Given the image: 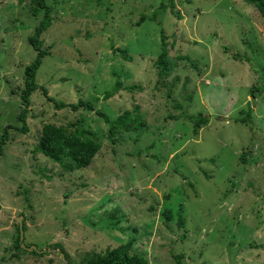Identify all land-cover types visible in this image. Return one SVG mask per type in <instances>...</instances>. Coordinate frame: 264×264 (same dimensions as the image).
<instances>
[{
  "label": "rangeland",
  "instance_id": "374dc122",
  "mask_svg": "<svg viewBox=\"0 0 264 264\" xmlns=\"http://www.w3.org/2000/svg\"><path fill=\"white\" fill-rule=\"evenodd\" d=\"M160 2L47 0L53 21L42 37L51 54L37 81L57 100H93L112 120L138 106L139 122L113 142L95 111L57 109L32 94L29 131L11 128L0 154V264H83L87 252L129 239L149 264H264V87L256 88L264 16L246 0H165L160 24L138 25ZM32 4L0 0V136L21 125L24 68L36 56L28 36L44 15ZM162 30L172 62L165 79L156 65ZM117 79L123 89L102 97ZM242 109L250 125L236 121ZM200 112L209 121L197 134L185 116L173 118ZM79 120L101 144L89 166L66 171L35 152L45 124L74 131ZM20 215L24 243L44 254L18 247Z\"/></svg>",
  "mask_w": 264,
  "mask_h": 264
},
{
  "label": "trees",
  "instance_id": "16d2710c",
  "mask_svg": "<svg viewBox=\"0 0 264 264\" xmlns=\"http://www.w3.org/2000/svg\"><path fill=\"white\" fill-rule=\"evenodd\" d=\"M248 3L253 4L264 16V0H246ZM32 14L38 15L42 10H44V15L40 22L36 25L33 33L28 36V42L36 51V56L34 60L27 64L24 68V87L21 90V101L23 108L19 112L17 118L21 122V125L12 126L7 125L0 136V154L4 152V146L11 139L10 129L14 128L19 132L27 133L29 131L28 125V115L30 112V107L32 106V94L40 90L45 97L54 102L57 109L70 108L72 111L77 112L79 110H89L95 111L96 114L105 119V121L110 124L109 135L112 141L116 142L114 139L115 135L120 132V130H130L131 128H137L138 118H139V108L135 106L132 110H126L120 114L115 120H112L106 111L103 109H96L94 101L90 99L80 98L77 102H65L62 100H57L55 97L49 94V89L37 81V72L40 69L43 59L51 54L48 47L44 46L43 34L51 26L53 18L51 12L53 6L47 3V0H32ZM170 6L172 12L174 11L173 2L170 1ZM167 8V3L165 0H161L159 8L154 10L152 15L148 17L142 14L137 24L141 25L145 20L151 19L158 24L159 9L165 10ZM161 41L162 50L157 57L156 65L158 68V74L160 78L165 79L169 76L172 70V62L169 59V48L167 43V35L164 30L161 31ZM228 51L227 47H224ZM120 53L127 59L132 60V56L127 53L126 49H118ZM234 59L238 60H248L252 59L248 56L240 58L236 53L233 54ZM180 58L189 59L187 56H180ZM136 85H131L127 88H135ZM264 87V81L259 88ZM123 89V83L120 79L116 80L115 86L112 90L106 91L102 97L108 99L115 95L119 90ZM240 113L244 116L237 117L236 121L250 125L251 110H240ZM185 116L188 120L194 123L193 131L195 134L198 133L202 124L209 121V117L203 113H198L196 115H177L173 116L176 119ZM78 123H71L70 127L75 126V130L72 131L66 126H58L52 123L45 124L41 131V136L39 143L35 147V152H40L57 162L63 170L73 171L76 169H81L89 166L94 160L95 156L99 153L101 149V144L94 138V133L89 131L82 126H78ZM164 216L167 220L171 219L170 212H165ZM180 225L183 224L182 217L179 219ZM26 230V226L24 225ZM19 235H18V247L28 251L26 248L22 247L20 241V227L18 225ZM134 239H129L126 243L121 244L114 248H108L104 252H87L82 259L83 264H149L147 257L141 253L135 252L133 250ZM54 248H58L68 257V254L64 251V248L60 243H54L52 245ZM46 251L41 249V251H32L33 254L41 255ZM68 264H72L68 261Z\"/></svg>",
  "mask_w": 264,
  "mask_h": 264
},
{
  "label": "water",
  "instance_id": "95a60500",
  "mask_svg": "<svg viewBox=\"0 0 264 264\" xmlns=\"http://www.w3.org/2000/svg\"><path fill=\"white\" fill-rule=\"evenodd\" d=\"M0 212H1V205H0ZM24 216L20 215L19 217L16 218V221L19 223V227H20V241H21V245L26 248L28 251H40L36 245H32L30 247H28L25 243H24V238H25V229H24V220H23ZM62 255H64V253H62Z\"/></svg>",
  "mask_w": 264,
  "mask_h": 264
}]
</instances>
